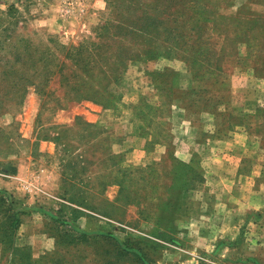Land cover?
<instances>
[{
    "label": "rangeland",
    "instance_id": "obj_1",
    "mask_svg": "<svg viewBox=\"0 0 264 264\" xmlns=\"http://www.w3.org/2000/svg\"><path fill=\"white\" fill-rule=\"evenodd\" d=\"M226 137L264 151V0H0V173L33 200L0 188L49 238L34 264H202L249 186L218 188Z\"/></svg>",
    "mask_w": 264,
    "mask_h": 264
},
{
    "label": "crops",
    "instance_id": "obj_2",
    "mask_svg": "<svg viewBox=\"0 0 264 264\" xmlns=\"http://www.w3.org/2000/svg\"><path fill=\"white\" fill-rule=\"evenodd\" d=\"M234 135L241 136L240 133ZM229 139L226 137L223 140L225 145H221L224 148L219 150V163L214 164L219 174L218 188L230 187V190H233L238 186L236 183L238 177L245 178L249 186L243 184L241 186V191L244 190L243 200H217L219 208L216 207L217 210L213 211L212 219L219 221L220 225L214 229L206 228L200 233L201 238L205 240L206 251H209L201 263L264 264V151L255 156L247 154L246 151H238L236 148L239 144L228 146ZM247 157L254 160L250 170L242 168L243 160ZM32 172L31 168L19 167L12 174L0 173V187L15 193L21 200H33V197L27 196L25 199L26 195H19L20 190L23 193L25 187L30 188L31 183L28 182ZM46 180L43 181L46 184L45 188L49 184ZM36 215L37 212L33 211L23 216L19 235L32 247L33 255L39 256L46 252L49 238L40 230L42 224H36L34 228V223H37L34 220ZM1 251L0 239V256Z\"/></svg>",
    "mask_w": 264,
    "mask_h": 264
},
{
    "label": "trees",
    "instance_id": "obj_3",
    "mask_svg": "<svg viewBox=\"0 0 264 264\" xmlns=\"http://www.w3.org/2000/svg\"><path fill=\"white\" fill-rule=\"evenodd\" d=\"M16 171L17 170L13 173ZM7 193L6 189L0 188V199H3V196ZM8 194L12 199L9 204V211L12 215L6 216L5 211L0 215V239L2 243L1 260L10 252L14 264H34L37 258L33 255L32 247L30 245L20 246L17 244V234L22 225L23 216L30 214L31 211L25 207L17 206L16 199H14L10 193ZM63 223L68 224L70 222L69 220H63ZM140 259L143 260L142 255Z\"/></svg>",
    "mask_w": 264,
    "mask_h": 264
}]
</instances>
